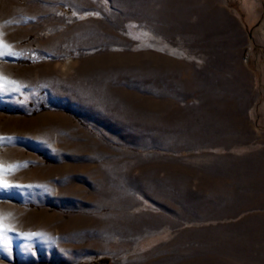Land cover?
Wrapping results in <instances>:
<instances>
[{
  "label": "rangeland",
  "instance_id": "rangeland-1",
  "mask_svg": "<svg viewBox=\"0 0 264 264\" xmlns=\"http://www.w3.org/2000/svg\"><path fill=\"white\" fill-rule=\"evenodd\" d=\"M0 43V264H264V221H176L146 199L175 198V160L113 135L152 103L124 73L150 47L264 128V0H0Z\"/></svg>",
  "mask_w": 264,
  "mask_h": 264
},
{
  "label": "crops",
  "instance_id": "crops-1",
  "mask_svg": "<svg viewBox=\"0 0 264 264\" xmlns=\"http://www.w3.org/2000/svg\"><path fill=\"white\" fill-rule=\"evenodd\" d=\"M167 50L150 47L147 57L128 60L134 67L124 73L136 81L127 88L153 100L135 116L120 119L114 143L175 160V184L167 190L175 198L146 199L167 202L155 208H175L176 221H264V128L247 120L251 109L245 112L242 102L219 104L216 91L191 89L193 70ZM248 61L243 60L246 71ZM171 90L176 91L173 106L166 100ZM257 111L264 115V101Z\"/></svg>",
  "mask_w": 264,
  "mask_h": 264
},
{
  "label": "snow or ice",
  "instance_id": "snow-or-ice-1",
  "mask_svg": "<svg viewBox=\"0 0 264 264\" xmlns=\"http://www.w3.org/2000/svg\"><path fill=\"white\" fill-rule=\"evenodd\" d=\"M9 48V46L4 45L2 43H0V49H7ZM6 54L5 51L0 50V55H4ZM15 81H12L4 76H0V90H4V87L6 84H15ZM17 166L13 165V166H9L8 170H15ZM5 170L3 169V166H0V176L4 175ZM9 187H12V185L7 184V183H3L2 181H0V188H4L7 189ZM10 215V214H9ZM7 217L0 215V246H3L4 248H7L8 246V237H7V232L11 231V225H6L3 223V221L6 219ZM33 236H40V237H44L45 234L44 233H28L25 234V238L26 239H31Z\"/></svg>",
  "mask_w": 264,
  "mask_h": 264
},
{
  "label": "trees",
  "instance_id": "trees-1",
  "mask_svg": "<svg viewBox=\"0 0 264 264\" xmlns=\"http://www.w3.org/2000/svg\"><path fill=\"white\" fill-rule=\"evenodd\" d=\"M98 260H99V261H106V260H108V259L105 258V257H101V258H99Z\"/></svg>",
  "mask_w": 264,
  "mask_h": 264
}]
</instances>
